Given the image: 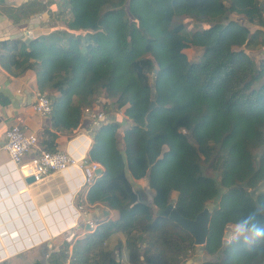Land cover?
Instances as JSON below:
<instances>
[{
	"label": "trees",
	"instance_id": "1",
	"mask_svg": "<svg viewBox=\"0 0 264 264\" xmlns=\"http://www.w3.org/2000/svg\"><path fill=\"white\" fill-rule=\"evenodd\" d=\"M65 1V31L28 44L0 41V62L33 71L39 94L52 101L41 141L49 152L57 151V133L78 129L84 108L99 92L113 100L102 103L101 111L109 105L122 110V121L93 130L87 152V161L102 171L85 202L104 204L117 217L80 242L84 255L121 232L131 264H180V255L197 246L175 221L155 211L173 202L182 218L194 220L217 200L199 247L216 259L203 264H264V240L223 243L227 228L242 216L255 212L264 224V192L252 197L247 191L264 187V63L257 65L248 53L264 47V0ZM26 4L32 13L40 8ZM179 16L211 24L190 32L174 23ZM190 48L201 50L199 61L187 58ZM49 91L58 95L50 98ZM127 120L120 149L118 131ZM254 150H260L258 157ZM201 162L219 172V182L203 173ZM143 178L151 205L142 203L132 184ZM67 250L62 244L49 264H65ZM99 256L101 264H118L111 252Z\"/></svg>",
	"mask_w": 264,
	"mask_h": 264
},
{
	"label": "crops",
	"instance_id": "2",
	"mask_svg": "<svg viewBox=\"0 0 264 264\" xmlns=\"http://www.w3.org/2000/svg\"><path fill=\"white\" fill-rule=\"evenodd\" d=\"M65 3V0H37L34 4L40 8L32 13L24 0H0V41L18 40L26 44L25 40L30 42L42 35L65 31V22L69 18V8ZM3 53L0 50V54ZM47 95L53 98L58 94L49 91ZM38 96L33 71L19 72L0 62V98L6 100V103H0V264H49V255L57 252L62 244H68L65 264L70 261L101 264L100 251L111 252L118 264H131L125 236L121 232L113 233L101 248H93L84 255L86 250L80 242L93 234L100 224L115 219L117 213L104 204H86L87 188L81 186L79 174L72 170L51 172L37 182L26 184L27 168L31 166L34 155L25 156L18 166L9 162L3 150V135L8 126L19 125L27 133L34 134L40 145L44 129L50 127V117L32 111V103ZM110 101L113 100L105 94L95 95L89 109L100 112L101 104ZM127 123L131 122L127 120ZM92 128L90 117L82 113L78 129L57 133V150H66L68 142L76 136L85 139L80 141L83 146L90 139ZM89 148L84 149L85 158ZM132 184L138 194L150 195L151 199L146 202L151 205L152 192L147 178L133 180ZM81 191H84L83 213L74 225L76 207L73 196ZM88 222H93V225H88ZM197 247L192 257L180 264H203L204 252ZM85 256L87 260L78 263Z\"/></svg>",
	"mask_w": 264,
	"mask_h": 264
},
{
	"label": "built area",
	"instance_id": "3",
	"mask_svg": "<svg viewBox=\"0 0 264 264\" xmlns=\"http://www.w3.org/2000/svg\"><path fill=\"white\" fill-rule=\"evenodd\" d=\"M25 3L35 2L37 0H24ZM32 111L40 116L49 117L52 110V101L45 95H40L32 103ZM83 113L88 114L93 122V128L89 131L93 134V130L108 122L103 112H92L89 108H84ZM89 134V136H90ZM87 135V134H85ZM3 150L7 153L9 162L15 166L21 164L25 156L34 155V160L27 168L26 177L34 176L35 182L49 175L51 172H65L72 170L81 177V186L88 188L94 182L97 175L95 174L100 165L95 162H88L84 156V149L91 146V137L87 139L85 144L81 146V136H76L68 142V148L64 151L57 150L54 152L47 151L38 142L37 137L32 133H27L17 124L7 127L4 132ZM89 138V137H88ZM89 140V143H88ZM79 143V144H77ZM83 153V154H82ZM75 195L73 196V198ZM83 207H76V219L83 213ZM92 226L93 222H88Z\"/></svg>",
	"mask_w": 264,
	"mask_h": 264
},
{
	"label": "rangeland",
	"instance_id": "4",
	"mask_svg": "<svg viewBox=\"0 0 264 264\" xmlns=\"http://www.w3.org/2000/svg\"><path fill=\"white\" fill-rule=\"evenodd\" d=\"M108 6H106V7H108ZM67 15H69V13H67ZM232 18H233V16H232ZM234 18L237 19L240 23H245L244 19L242 17H234ZM174 23L183 24L185 26V28L190 32L195 30V29H200L204 26H208L211 24L207 20L192 19V18H189L188 16H179V17L175 18ZM184 52H185L187 58L192 62L199 61L201 58V54H202L201 50L196 49V48H190V49L185 50ZM248 53L257 65H259L260 63H264V47H257V48L250 49ZM259 84H261V82L257 83L255 85V87H258ZM101 95H104L103 91H101L97 94L98 97ZM110 102L112 103V101H110ZM100 112H103V114L105 115V117L107 118L108 121H113V120L114 121H116V120L122 121V119H124V116L122 114V110H116L112 105H109V108H106V110H102ZM128 125L129 124L126 121L125 125H123L118 131V139H119L118 141H119V148L120 149H122L121 136H122L123 130L126 127H128ZM183 132L187 134L186 131H183ZM253 153L256 157H258L260 155V150H254ZM201 166H202L203 173L206 176L213 177L214 179H216L217 182H219V172L218 171L213 170L211 167H209V165L207 163H204V162H201ZM137 187H139V186L137 185ZM247 191L250 193V195L252 197H255L257 194L264 192V187L262 185H259L255 189H247ZM83 192L84 191H81L80 193H78V195L76 197H74V206L75 207H79L83 204V200H82ZM139 196L144 201H146L147 199H151L150 195H145L142 192H139ZM175 198H176V194L173 193L171 196V199L174 201ZM216 205H217V200L211 201V202L207 203L205 210L211 211L213 208L216 207ZM167 227L169 228V230H172V227H170V226H167ZM234 228H235V225H231L227 228L226 231L229 233V237L226 239V242H230V241L234 240L233 238H231ZM160 244H163V243H160ZM161 247H162V245H161ZM143 249H144V244L142 246V250ZM167 254L170 256H174V255L170 254L169 252H167ZM193 254H194L193 251L192 252L191 251H185L184 253H182L180 255L179 260H181L183 262L184 260L192 257Z\"/></svg>",
	"mask_w": 264,
	"mask_h": 264
},
{
	"label": "water",
	"instance_id": "5",
	"mask_svg": "<svg viewBox=\"0 0 264 264\" xmlns=\"http://www.w3.org/2000/svg\"><path fill=\"white\" fill-rule=\"evenodd\" d=\"M26 44L29 43L28 40H25ZM154 106V102H151L149 109H152ZM90 137L93 140V134H90ZM97 176L101 174V169H98L95 173ZM36 180L34 176H28L25 178L26 184H32ZM143 204H147L146 201L142 200ZM156 216H162L166 218H170L175 221L182 229L188 232L194 240L195 246H203L206 242V238L208 235V219L210 211H206L205 209L196 216L194 220H187L182 218L175 210V204L169 203L164 210H156ZM229 237V233L226 231L223 236V243L227 244L226 239ZM215 258H204V262H214Z\"/></svg>",
	"mask_w": 264,
	"mask_h": 264
},
{
	"label": "clouds",
	"instance_id": "6",
	"mask_svg": "<svg viewBox=\"0 0 264 264\" xmlns=\"http://www.w3.org/2000/svg\"><path fill=\"white\" fill-rule=\"evenodd\" d=\"M231 238H243L245 242L264 240V224L259 223L255 212L249 213L236 222Z\"/></svg>",
	"mask_w": 264,
	"mask_h": 264
}]
</instances>
